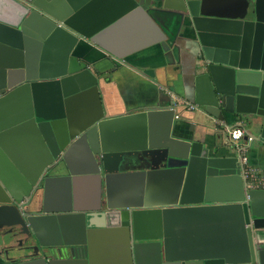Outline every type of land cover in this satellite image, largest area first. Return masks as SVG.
Returning a JSON list of instances; mask_svg holds the SVG:
<instances>
[{"label":"water","instance_id":"obj_1","mask_svg":"<svg viewBox=\"0 0 264 264\" xmlns=\"http://www.w3.org/2000/svg\"><path fill=\"white\" fill-rule=\"evenodd\" d=\"M13 1L21 21H0V264H97L92 241L102 234L122 236L114 264H264V174L248 189L245 149L187 128L176 102L109 116L101 61L70 72L72 57L85 60L81 40L115 65L124 59L104 39L115 22L92 18L108 0ZM119 1L146 16L147 47L173 55L188 41L192 118L241 122L264 142V0ZM82 143L100 202L52 212L42 192ZM194 214L224 218L223 245L187 242Z\"/></svg>","mask_w":264,"mask_h":264},{"label":"crops","instance_id":"obj_2","mask_svg":"<svg viewBox=\"0 0 264 264\" xmlns=\"http://www.w3.org/2000/svg\"><path fill=\"white\" fill-rule=\"evenodd\" d=\"M24 9L13 0H0V21L17 26L23 17ZM143 12H127L126 6L119 0H108L103 7L98 8L93 15L94 22H115L104 35L107 45L116 53L124 56L118 60L120 64L105 60L109 56L100 47L81 40L78 45L77 57L71 58L70 72L81 67H92L101 61V69L106 73L101 76L100 94L104 108L109 116H122L147 109L168 108L172 102L178 103L184 122L190 130L201 132L207 138L213 139L224 134L229 143L227 129L241 125V122L219 127L215 123L204 127L198 118H192L193 111L183 105L191 102L194 97L192 80L193 58L188 50V41L180 40L173 55H166L160 45H148V28ZM151 37V36H150ZM114 59V58H113ZM190 104V103H189ZM84 109L83 104L76 108V114ZM246 135L239 141L245 149L244 155L249 159V165L264 173V142L253 143L250 130L243 126ZM131 132V130H128ZM75 174L71 180L62 177ZM56 179L42 192L43 204L52 212H61L71 207L83 211H91L100 202V186L96 177L91 173L88 164L85 144L82 143L74 150L69 158L68 166H60L55 172ZM70 189V200L68 199ZM222 196L224 194H221ZM220 195V196H221ZM194 214L192 220L184 227L186 240L197 239L200 242L213 240L218 246L224 244L226 222L219 214L212 218ZM192 217V216H191ZM202 219V220H200ZM181 230L176 227V232ZM231 239L235 241L236 230L231 225ZM120 234L97 235L92 241V253L97 264H114L120 261Z\"/></svg>","mask_w":264,"mask_h":264},{"label":"built area","instance_id":"obj_3","mask_svg":"<svg viewBox=\"0 0 264 264\" xmlns=\"http://www.w3.org/2000/svg\"><path fill=\"white\" fill-rule=\"evenodd\" d=\"M183 105L193 110L195 107L192 104L183 102ZM229 140L236 149H241L239 141L246 135V130L243 126L239 125L227 129ZM242 163L244 164V176L248 189L255 188L258 185V180L263 176V172L255 167L249 165V159L244 155L242 156Z\"/></svg>","mask_w":264,"mask_h":264}]
</instances>
